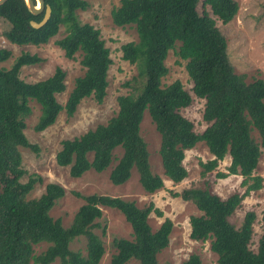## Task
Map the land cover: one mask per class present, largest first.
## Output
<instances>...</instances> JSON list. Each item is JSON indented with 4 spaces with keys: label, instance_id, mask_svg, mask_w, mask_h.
Here are the masks:
<instances>
[{
    "label": "trees",
    "instance_id": "16d2710c",
    "mask_svg": "<svg viewBox=\"0 0 264 264\" xmlns=\"http://www.w3.org/2000/svg\"><path fill=\"white\" fill-rule=\"evenodd\" d=\"M43 1L50 6V16L44 25L34 28L30 20L40 21L43 12L33 15L24 0H5L0 5V20L8 26L2 35L12 44L40 45L62 25L65 34L55 43L67 58L79 52L85 70L75 79L62 105L56 99V94L65 89V73L60 67L35 82L23 80L20 70L22 66L40 62L37 54L22 52L9 68L0 67V264H52L56 260L59 264H99L104 245L94 230L99 227L101 206L120 211L132 230L131 239L112 240L115 252L110 264H127L132 259L139 264H159L157 255L167 247L173 224L165 218L152 230L150 214L161 215L152 202L138 207L134 201L120 197L75 193L84 203L69 226L64 227L61 219L50 215L56 201L64 195L61 185L47 183L42 194L28 198L40 181L37 175L21 181L25 171L19 147L38 151L37 145L30 143L24 134V117L31 111L29 101L39 104L34 129L42 131L55 122L62 110L71 116L85 97L101 102L112 62L99 30L80 22L76 16L77 9L87 8L85 0ZM198 2L120 0L111 10L114 24L134 26L137 33L136 41L125 42L119 48L122 58L136 69L135 75L124 83L130 91L117 97L118 110L106 123L62 140L55 161L59 166L69 167L70 176L77 178L90 169L101 172L115 160L109 173L113 184L126 182L134 168L146 192L161 189L163 181L151 172L147 145L140 135V122L147 111L160 135L159 156L164 175L170 181L177 184L187 176L182 164L185 151L198 142H203L212 155L200 163L201 175L216 170L229 156L227 172L216 175L241 177L243 193L236 191L225 198L207 186L172 192L199 211L189 219L190 238L209 241L216 264H264V208L260 219L262 232L255 250L250 244L256 213L246 211L238 226L231 221L244 196L264 188L263 178L255 174L260 157L264 162V80L256 78L245 83L234 72L224 35L207 11H198ZM203 5L209 6L222 23L229 22L238 10L236 0H204ZM177 42V54L186 61L192 91L205 100L202 117L207 126L201 133L195 132L192 122L179 111L191 102L181 82L161 85L167 72L164 60ZM10 55L9 50L0 48V62ZM116 148L122 151L119 157L114 155ZM103 232L102 229V235ZM81 237L85 239V254L70 248ZM41 243L46 247L36 253L34 246ZM182 264H201V258L193 253Z\"/></svg>",
    "mask_w": 264,
    "mask_h": 264
},
{
    "label": "rangeland",
    "instance_id": "374dc122",
    "mask_svg": "<svg viewBox=\"0 0 264 264\" xmlns=\"http://www.w3.org/2000/svg\"><path fill=\"white\" fill-rule=\"evenodd\" d=\"M87 8L75 11L78 20L82 23L91 24L100 32L105 46L109 49L111 64L107 71L106 94L101 102L95 101L91 96L83 98L77 105L71 116L62 110L55 122L42 131H35L34 125L40 114L39 104L29 101L30 113L24 117V134L28 141L37 145L38 151L25 147H19L21 154V166L25 171L21 178L25 182L30 175H37V182L28 198L38 197L44 192L47 183H57L64 189V195L59 198L50 211L53 218L61 219L64 227H68L78 208L84 200L80 195H108L132 200L138 207H143L149 202L161 212L157 215L152 212L149 216V224L152 230H156L165 218L173 224L169 235V243L158 255L159 264H182L189 255L195 253L201 258V264H216V255L209 249V241L199 242L190 238L189 219L192 215H198L199 211L189 201H184L172 192H181L185 188L207 186L212 192L221 198L239 191L243 193L244 188L240 186L239 175H229L220 178L218 172H227L230 157L226 156L217 167L206 175H201V162L212 158L206 145L198 142L194 147L185 151L183 166L187 170V176L180 183H173L163 172L159 156L160 135L157 132L151 117L144 111L140 122V135L147 145L151 172L161 177L163 187L153 193L144 190L138 180V173L133 168L130 178L120 185L113 184L109 179V173L115 165V160L103 171L96 172L92 169L83 173L80 177H71L69 167L59 166L55 161V154L60 149L61 141L79 136L85 131L94 128L98 124L106 123L118 110L117 97L127 94L130 88L125 86L136 73L135 66L122 58L120 52L121 44L128 41H136L137 33L134 26H118L113 23L111 10L120 4V0H85ZM204 0H199L197 9L200 13L207 11L216 23V26L224 35L227 42V53L234 72L240 79L249 83L256 78L264 80V0H236L238 10L236 15L227 23H222L212 14L209 6L203 5ZM204 7V8H203ZM8 24L0 20V48L10 51L11 55L5 61L0 62V67L9 68L15 57L22 52L37 54L41 61L28 66H22L20 77L26 82L43 80L52 75L57 67L64 73L65 89L56 94L57 101L64 105L68 94L74 86V81L84 73L81 65V54L76 52L73 58H67L63 50L55 43L65 34L64 26L60 25L58 32L43 44L16 45L10 43L2 35V31ZM169 50L164 60L167 67L166 74L161 79V85L166 86L175 80H179L183 88L190 94L191 102L179 111L182 116L190 120L194 131L201 133L207 123L203 120V109L205 100L196 97L192 91V81L189 78L185 64L177 54V47ZM257 138V133H252ZM121 149L116 148L114 155L119 157ZM264 182V162L260 157L256 171ZM264 208V188L251 191L241 201L231 221L238 226L244 213L253 210L256 220L253 224L251 249L255 250L257 240L262 232L261 211ZM101 217L97 219L99 227L94 232L101 236L104 245V254L99 264H110L111 255L115 252L112 240L115 238H132V230L123 214L113 208L101 206ZM103 229V235H102ZM45 243L34 246L36 253L44 250ZM85 239L83 237L74 240L70 244L73 250H81L85 254ZM52 264H59L56 260ZM127 264H139L132 259Z\"/></svg>",
    "mask_w": 264,
    "mask_h": 264
},
{
    "label": "water",
    "instance_id": "95a60500",
    "mask_svg": "<svg viewBox=\"0 0 264 264\" xmlns=\"http://www.w3.org/2000/svg\"><path fill=\"white\" fill-rule=\"evenodd\" d=\"M5 0H0V5L4 2ZM24 3L28 9V11L33 14L37 15L41 12H43V17L40 21L36 22L34 20H30V25L34 28H39L42 25L46 23L50 16V6L47 4H44L43 0H24Z\"/></svg>",
    "mask_w": 264,
    "mask_h": 264
}]
</instances>
